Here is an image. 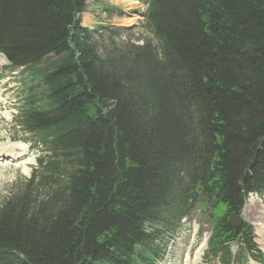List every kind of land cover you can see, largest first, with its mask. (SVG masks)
I'll list each match as a JSON object with an SVG mask.
<instances>
[{"label": "trees", "instance_id": "trees-1", "mask_svg": "<svg viewBox=\"0 0 264 264\" xmlns=\"http://www.w3.org/2000/svg\"><path fill=\"white\" fill-rule=\"evenodd\" d=\"M86 2L0 0L15 123L46 153L0 204V264H157L198 209L209 256L260 257L242 213L264 200V0H143L142 45L99 41Z\"/></svg>", "mask_w": 264, "mask_h": 264}, {"label": "rangeland", "instance_id": "rangeland-1", "mask_svg": "<svg viewBox=\"0 0 264 264\" xmlns=\"http://www.w3.org/2000/svg\"><path fill=\"white\" fill-rule=\"evenodd\" d=\"M86 13L82 15V26L98 34L107 33L105 28L121 29V36L116 43L130 42L142 45L144 41L154 43V37L146 22L147 7L143 0H87ZM88 20V21H86ZM105 35V34H104ZM99 41L101 38H97ZM51 60H55L52 58ZM25 76V75H24ZM21 70L11 71L9 65H0V145L21 144L29 145L28 153L21 156V160L29 163L28 173L24 172V164L11 165L5 169L7 162L0 163V204L10 197L18 185L24 184L38 169V160L45 155V149L37 145L36 137L25 132L14 123V117L21 107L24 78ZM12 140V141H8ZM18 141V142H13ZM23 141V142H22ZM27 143V144H26ZM30 153V156H28ZM26 164V163H25ZM19 167V168H16ZM256 200L247 202L243 210L245 221L253 225L256 243L264 255L263 236L259 234L256 220L257 211L264 206V200L256 196ZM192 225L183 220L169 231L163 232L160 248L164 250L158 264H194L198 253H201L200 264H219L218 260L207 258V243L211 236V227L205 213L198 209ZM204 232V233H202ZM188 260V261H187ZM187 261V263H185ZM254 264V263H250Z\"/></svg>", "mask_w": 264, "mask_h": 264}, {"label": "bare ground", "instance_id": "bare-ground-1", "mask_svg": "<svg viewBox=\"0 0 264 264\" xmlns=\"http://www.w3.org/2000/svg\"><path fill=\"white\" fill-rule=\"evenodd\" d=\"M88 21V20H86ZM4 64L6 65L7 62L5 61L4 58H2L0 56V65ZM24 153H28V147L27 145H25L24 143L21 144H5V145H0V163L2 162H12L14 164H16L17 166H19V163L24 164V172L28 173V167H26L28 165V161L25 159L23 161L21 160V156L24 155ZM8 158V159H6ZM10 158V159H9ZM26 163V164H25ZM257 217L258 219L256 220L257 225L259 227V234H261V236H263V245H264V206L262 208H260L257 211ZM201 261V255L198 254L196 256V259L194 260V264H199Z\"/></svg>", "mask_w": 264, "mask_h": 264}]
</instances>
